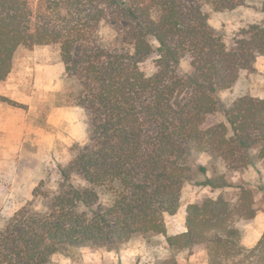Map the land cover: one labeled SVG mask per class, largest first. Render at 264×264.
<instances>
[{
  "label": "trees",
  "instance_id": "16d2710c",
  "mask_svg": "<svg viewBox=\"0 0 264 264\" xmlns=\"http://www.w3.org/2000/svg\"><path fill=\"white\" fill-rule=\"evenodd\" d=\"M251 1L0 0V81L20 48L58 44L67 86L56 105L80 106L89 121L87 141L58 164L57 185L41 180L0 223V264H50L83 247L117 249L156 234L173 252L205 246L208 264H264V233L250 247L242 243L241 222L257 213L252 189L226 177L264 163V98L244 94L222 109L218 98L241 71L255 69L264 23L227 42L205 11ZM151 57L147 74L142 64ZM219 110L224 120L211 119ZM201 152L210 167L191 156ZM190 180L234 187L236 199L188 203L184 229L167 234L164 216L178 210Z\"/></svg>",
  "mask_w": 264,
  "mask_h": 264
},
{
  "label": "rangeland",
  "instance_id": "374dc122",
  "mask_svg": "<svg viewBox=\"0 0 264 264\" xmlns=\"http://www.w3.org/2000/svg\"><path fill=\"white\" fill-rule=\"evenodd\" d=\"M261 2L252 0L248 5L223 11H211L205 7V11L209 14L210 25L228 42L240 28L251 23H264ZM102 33L106 40H112L110 28L103 27ZM254 66L253 71H241L231 88L218 93L220 109L238 96L264 94V54L257 57ZM142 67L151 74L153 57L143 62ZM181 69H189L186 61H182ZM8 80V98L23 106L3 103L12 110L10 122L20 125L23 121L24 125L18 128L15 139L10 137L8 130H0V223L31 198L33 189L41 180L50 186L57 185L58 164L66 163L71 157V147L75 143H85L89 133L88 117L82 107L56 105L61 101L58 93L67 86L58 44L20 48ZM211 119L223 121L224 117L219 110ZM191 156L196 162L210 167L209 154L201 152ZM226 177L233 184L252 189L257 213L254 218L242 221L241 226L244 236L250 240L259 234L261 236L264 233V163L228 171ZM219 194L235 201L237 189H211L192 180L186 182L180 196V207L174 214L164 216L166 233L176 234L184 229L188 203ZM172 260L176 264H208V255L203 245L193 247L190 252H173L167 248L164 235L156 234L136 236L117 249L83 247L74 250L69 257L54 256L50 264H167Z\"/></svg>",
  "mask_w": 264,
  "mask_h": 264
},
{
  "label": "crops",
  "instance_id": "0c3cea01",
  "mask_svg": "<svg viewBox=\"0 0 264 264\" xmlns=\"http://www.w3.org/2000/svg\"><path fill=\"white\" fill-rule=\"evenodd\" d=\"M256 67H258L257 64H256ZM9 86L10 85H9V80L7 76L5 80L0 81V95L9 97L10 96ZM255 96L264 98V94H261V93H258ZM11 113H12V110H10L9 106L0 101V130L1 129L4 131L8 130L10 132V137L15 139L18 135V128H22L24 124H23V121L21 122L20 125H18V122H10L9 114ZM259 217L257 218L258 220H259ZM259 236H257L255 239H252V240H250L248 236H243L242 243L245 246L250 247L258 241V239L260 238Z\"/></svg>",
  "mask_w": 264,
  "mask_h": 264
}]
</instances>
